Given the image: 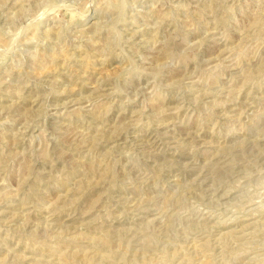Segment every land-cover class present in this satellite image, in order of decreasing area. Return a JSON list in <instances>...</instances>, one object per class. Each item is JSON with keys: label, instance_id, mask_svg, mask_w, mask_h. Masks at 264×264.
I'll list each match as a JSON object with an SVG mask.
<instances>
[{"label": "rangeland", "instance_id": "rangeland-1", "mask_svg": "<svg viewBox=\"0 0 264 264\" xmlns=\"http://www.w3.org/2000/svg\"><path fill=\"white\" fill-rule=\"evenodd\" d=\"M0 264H264V0H0Z\"/></svg>", "mask_w": 264, "mask_h": 264}]
</instances>
